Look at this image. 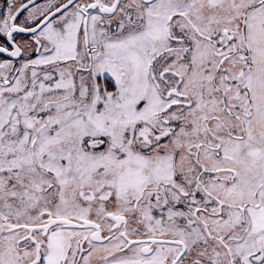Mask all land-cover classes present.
Here are the masks:
<instances>
[{
	"label": "snow or ice",
	"instance_id": "1",
	"mask_svg": "<svg viewBox=\"0 0 264 264\" xmlns=\"http://www.w3.org/2000/svg\"><path fill=\"white\" fill-rule=\"evenodd\" d=\"M0 264H264V0H0Z\"/></svg>",
	"mask_w": 264,
	"mask_h": 264
}]
</instances>
